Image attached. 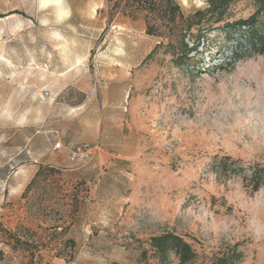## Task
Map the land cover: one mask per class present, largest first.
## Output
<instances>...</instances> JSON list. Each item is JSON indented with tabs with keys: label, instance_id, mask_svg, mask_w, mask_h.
Masks as SVG:
<instances>
[{
	"label": "rangeland",
	"instance_id": "374dc122",
	"mask_svg": "<svg viewBox=\"0 0 264 264\" xmlns=\"http://www.w3.org/2000/svg\"><path fill=\"white\" fill-rule=\"evenodd\" d=\"M175 1L190 15L208 0ZM127 2L0 0V264H160L149 241L165 232L192 243L190 264L234 250L264 264L249 176L264 56L234 61L222 22L148 34L145 15H162ZM254 10L237 0L226 18ZM228 157L245 172H222Z\"/></svg>",
	"mask_w": 264,
	"mask_h": 264
},
{
	"label": "trees",
	"instance_id": "16d2710c",
	"mask_svg": "<svg viewBox=\"0 0 264 264\" xmlns=\"http://www.w3.org/2000/svg\"><path fill=\"white\" fill-rule=\"evenodd\" d=\"M235 1L237 0H208L206 7L198 9L190 15H185L175 0H128L129 6L134 7L132 11L147 9L162 15L161 19L155 13H152L151 16L145 15L148 34H159L158 21L167 24L166 26L170 28L172 26L179 27L186 32H189L195 26H201L205 22H222V26L228 32V35L237 41L233 52L234 61L248 53L249 55L259 54L264 56V0H254L255 10L248 17L229 21L226 18V13ZM135 4L137 5L135 6ZM0 16L2 15L0 14ZM190 50L191 48L182 38L180 53L182 58L186 59ZM218 167L225 174L245 172L243 167H236L235 162L230 157L220 161ZM249 176L250 181L253 183V190L260 189L264 184V166L252 167ZM149 244L160 264H168L170 255L177 257L178 264H190L197 257L192 243L174 232L154 235L150 237ZM239 255L240 253L234 250L231 253L218 256L211 264H232L239 258Z\"/></svg>",
	"mask_w": 264,
	"mask_h": 264
},
{
	"label": "built area",
	"instance_id": "2783aa9c",
	"mask_svg": "<svg viewBox=\"0 0 264 264\" xmlns=\"http://www.w3.org/2000/svg\"><path fill=\"white\" fill-rule=\"evenodd\" d=\"M89 157V149L84 146L83 149H78L72 152V159L77 161H84Z\"/></svg>",
	"mask_w": 264,
	"mask_h": 264
}]
</instances>
